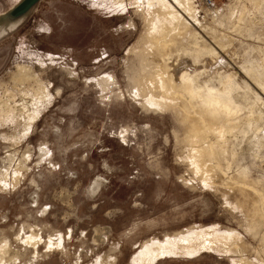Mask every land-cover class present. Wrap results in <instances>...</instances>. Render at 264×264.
<instances>
[{"label": "rangeland", "instance_id": "rangeland-1", "mask_svg": "<svg viewBox=\"0 0 264 264\" xmlns=\"http://www.w3.org/2000/svg\"><path fill=\"white\" fill-rule=\"evenodd\" d=\"M24 1L0 0V264H132L163 244L151 264H264V201L254 217L258 196L234 188L264 192V143L244 133L250 112L264 133V0H39L12 22ZM165 22L167 60L152 47ZM165 60L176 80L236 72L242 86L214 181L159 101ZM199 136L208 161L216 137Z\"/></svg>", "mask_w": 264, "mask_h": 264}, {"label": "bare ground", "instance_id": "bare-ground-1", "mask_svg": "<svg viewBox=\"0 0 264 264\" xmlns=\"http://www.w3.org/2000/svg\"><path fill=\"white\" fill-rule=\"evenodd\" d=\"M186 3H187L186 0L178 1L179 8L180 7L184 8V5ZM24 15H25V12L19 13V15L16 16L12 20V22L23 18ZM178 20H180V19L178 18ZM174 26L172 27V25L166 24V22H165V25L163 26V28H160L158 30H156L155 28L152 29L153 38L156 39L155 43H153V45H152L153 50L155 52V50L158 47H161V49L159 48L158 50H161V52L163 53L162 56L164 57V59H166V56L168 53L167 51L171 50L170 45L166 47V41L163 37L164 28L165 27H171L172 29H175ZM168 29H170V28H168ZM172 29H171V31H172ZM175 31H176V29H175ZM177 32H179V31H177ZM172 36H174V35H172ZM174 40H175V38H174ZM157 54H158V52H157ZM166 60L159 67L160 68L159 79L161 80L160 88L163 91V94L168 95V97L163 96L162 98H159V101L161 100L164 103H166L168 101L169 105L168 104H166V105L180 108V110L182 112L183 120L185 121V124H186V132H187V136H188V142L190 144L189 148H190V152L192 154V158H191L192 160L191 161L194 164V166L197 168L199 173L203 172L205 174V181L206 182L207 181H209V182L214 181L215 179L213 180L212 178H213L214 174H217V172L215 171V167H214L215 164L213 165L212 160H211L212 156L214 155L213 154L214 153V146L213 145L218 143L219 146H217V147L221 148V150L224 151L226 148L224 145L226 143H228L227 141L229 140L228 139L229 137L227 138V134H231V133L234 134L240 128V123H241L240 120L243 119L239 113L241 111V105L236 100L234 94L236 95L237 94V93H235L236 90H238L242 86H240L239 82L237 81L236 72H227L223 76L220 75L221 76L220 80H219V78H217L219 81V86L218 85L215 86V85L209 83V81H205L203 83H200L198 80V74L194 75V74H191L187 71L181 72L179 74L178 80H176L175 78H172L171 73L169 71V65H168V62ZM246 70L248 72H250L251 69L247 67ZM250 114L252 115L251 112H250ZM251 115H247V117H246L247 124H248L249 128L244 133H247L249 130H252L255 134L254 139H255L256 144H263L264 143V133L258 135L260 128H259V126L253 127L254 126L253 123L255 121L253 122L252 120H254L253 118H255V117L253 116V118H251ZM256 118H257V116H256ZM246 119L243 122H245ZM255 125H258V123L257 124L255 123ZM201 131L204 133L205 137H208L209 133L210 134L213 133L216 137V141L210 143L209 155H211V156L208 158V161L204 160L206 147H204V145L202 144V139H201L202 136L201 137L199 136V133ZM252 141H254V140H252ZM220 153H222V151ZM220 153H219V156H220ZM225 155H223V156H225ZM260 157H262V156L260 155ZM220 160H221V158H219V161ZM228 163L231 164L230 162H228ZM229 168H230V166H229ZM242 170H244V169H242ZM227 171H228V168H227ZM224 173L225 172L223 171V174ZM243 175L245 178L244 180L246 181L247 178L250 176L247 167H245V172L243 173ZM215 177H216V175H215ZM234 179H238V178L236 177ZM240 179H242V178H239L238 180H240ZM232 184L235 185V183H232ZM251 184H253V183H251ZM254 184H256V183H254ZM258 184H259V182H258ZM260 186L251 187L252 191H253L251 193H250V191H248L247 188H242V187H239L236 185L234 186V188H237L236 190L239 189L241 191V193H239V194H241L242 197H244V198H242L243 200L244 199L246 200L247 197H249V199L252 200L251 196L253 194H256V196H258L257 199L253 200L251 206L248 205L250 207L249 212H251V215L254 217H262V215H261L262 213H260L259 202H260V200L264 201V192H261L263 189H261ZM239 201H237V202L240 204V202H242V201H240V202ZM250 201H249V203H250ZM247 202L248 201L246 200V203H245L246 205H247ZM255 220H256V218H255ZM251 221H254V219ZM252 226H253V223H252ZM207 233L208 234L205 235L203 242L199 243L196 246L194 251H197L199 248L207 247L208 246L207 244H209V241L211 243H214L215 240L210 235L211 234L210 230H209V232L207 230ZM212 233H214V232H212ZM237 235H238V233H237ZM221 236H223V234H221ZM223 237H224L225 241L233 240V242H231V243H233L235 246L239 244V242L234 241L235 237H237V236L233 232L224 233ZM216 240L219 241L218 239H216ZM28 241H30V240H28ZM196 241H197V239H196ZM156 244H152V245L155 246ZM196 244H197V242H196ZM210 244H209V246H210ZM163 245H165V244H163ZM163 245L159 246L158 248L156 247V249L154 247H152L151 245L145 247L142 250V252L139 253V255H137L136 257L134 256L135 258H134L132 264H146V263L151 264L153 262L154 258L157 255H160V253L165 250ZM167 245H170V243L166 244V247H167ZM212 245H214V244H212ZM244 248H246V247H244ZM157 257H159V256H157ZM241 261H244L247 264H250L247 261V259L244 257L241 259Z\"/></svg>", "mask_w": 264, "mask_h": 264}, {"label": "water", "instance_id": "water-1", "mask_svg": "<svg viewBox=\"0 0 264 264\" xmlns=\"http://www.w3.org/2000/svg\"><path fill=\"white\" fill-rule=\"evenodd\" d=\"M38 1L39 0H25L18 9L19 13L30 10V8H32V6H34Z\"/></svg>", "mask_w": 264, "mask_h": 264}, {"label": "built area", "instance_id": "built-area-1", "mask_svg": "<svg viewBox=\"0 0 264 264\" xmlns=\"http://www.w3.org/2000/svg\"><path fill=\"white\" fill-rule=\"evenodd\" d=\"M219 0H199V3L207 8H214L218 4Z\"/></svg>", "mask_w": 264, "mask_h": 264}]
</instances>
